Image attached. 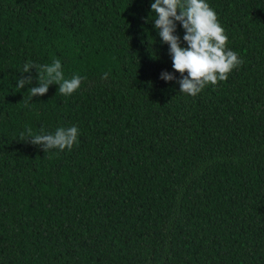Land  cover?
Instances as JSON below:
<instances>
[{"label":"trees","instance_id":"obj_1","mask_svg":"<svg viewBox=\"0 0 264 264\" xmlns=\"http://www.w3.org/2000/svg\"><path fill=\"white\" fill-rule=\"evenodd\" d=\"M154 2L0 0V264H264V0H206L243 63L195 97ZM53 59L85 79L31 99Z\"/></svg>","mask_w":264,"mask_h":264},{"label":"clouds","instance_id":"obj_2","mask_svg":"<svg viewBox=\"0 0 264 264\" xmlns=\"http://www.w3.org/2000/svg\"><path fill=\"white\" fill-rule=\"evenodd\" d=\"M151 10L156 16L154 26L158 35L162 43L169 46L173 70L181 76L178 81L180 93L195 97L206 86H216L218 82L227 81L229 74L243 63L236 52L226 49L228 36L218 22L216 12L206 0H155ZM176 22L185 32L183 41L186 47L181 46L180 38L174 34ZM33 68L38 73L39 86L29 89L31 99L45 95L50 85H58L59 94L71 96L85 79L80 75L66 79L59 59H53L51 64L45 65L25 63L23 73H30ZM108 75L104 73L103 78L107 79ZM160 78L165 82L176 79L168 72H163ZM30 83V78L21 77L17 87L22 89ZM78 135L75 126L61 127L54 134L41 135H33L31 129H28L30 139L27 142L42 146L45 152L51 149L70 151L77 143Z\"/></svg>","mask_w":264,"mask_h":264}]
</instances>
